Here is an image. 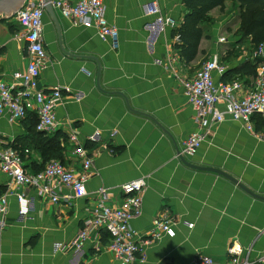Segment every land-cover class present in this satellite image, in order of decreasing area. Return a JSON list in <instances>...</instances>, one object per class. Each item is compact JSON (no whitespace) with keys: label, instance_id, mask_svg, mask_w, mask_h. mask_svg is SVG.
<instances>
[{"label":"crops","instance_id":"0c3cea01","mask_svg":"<svg viewBox=\"0 0 264 264\" xmlns=\"http://www.w3.org/2000/svg\"><path fill=\"white\" fill-rule=\"evenodd\" d=\"M152 1L163 17L174 20L173 27L156 33L147 30V23L154 20L146 15ZM184 1L105 0L106 18L119 32L117 47L112 40H103L96 29L75 25L54 10L62 47L59 28L45 11L48 65L41 73L40 88L47 93L60 89L63 99L56 109L55 130L42 134L66 137L60 140L65 149L62 164L71 170L81 171L82 161L69 136L77 135L79 144L89 149L93 162L88 196L78 198L61 187L60 196L70 200L54 203L39 196L36 188H25L31 201L26 216L20 215L17 198L10 197L7 226L1 232L0 264H118L106 249L109 236L105 242L102 234L92 235L78 254L70 244L97 202L99 190L108 191L109 203L119 206L121 186L143 178L147 187L142 193V214L132 221L133 230L145 234L156 217L168 214L175 222L176 236L147 247L146 261L138 264H193L200 254L222 264L229 260L233 246L251 260L264 254V201L229 179L264 197V140L227 119L208 131L195 156L182 160L180 155L184 141L197 129L183 82L194 78L203 63L215 57L226 72L256 64L254 51L245 55L234 51L245 43L254 45L238 34L239 3L227 0L223 10L210 12V22L201 24L198 55L187 63L175 47L180 42L173 37L186 15ZM232 19L239 36L221 42L222 31L229 30ZM23 33L15 15L0 20V79L8 83L30 61ZM255 76L243 79L249 82ZM227 78L215 75L216 82L235 77ZM37 121L35 113L16 122L8 112L0 113V147L29 150L25 155L29 174L44 164L37 150ZM256 127L262 129L264 121L257 118ZM9 189L10 181L0 169V194Z\"/></svg>","mask_w":264,"mask_h":264},{"label":"built area","instance_id":"2783aa9c","mask_svg":"<svg viewBox=\"0 0 264 264\" xmlns=\"http://www.w3.org/2000/svg\"><path fill=\"white\" fill-rule=\"evenodd\" d=\"M49 1L63 18L87 29H96L103 40H112L117 47L119 32L106 18L105 0H80L75 4L67 0ZM45 11L43 0H27L15 14L24 31L30 61L25 70L12 75L11 83L0 79V113L8 112L13 122L22 121L35 113L38 119L36 130L50 133L56 128V109L63 94L60 89L47 93L40 88L41 73L48 65L43 38ZM146 15L154 17L146 25L150 33L163 32L165 27L175 25L174 20L161 15L156 1L146 6ZM253 59L258 65L257 74L249 82L242 78L216 82L215 75L222 77L226 72V67L216 57L204 62L194 78L183 82L185 96L195 111L197 129L184 141L180 153L182 157L188 159L195 156L208 131L227 119L240 123L249 134L264 140V127L260 130L256 127L257 118L264 121V42L255 47ZM222 105L224 109L220 108ZM68 140L76 144L74 153L82 161L81 171L51 161L40 173L29 174L25 170V155L30 153L29 150L22 153L12 147H0V169L11 185V189L0 194V242L1 232L7 226L10 197L17 198L20 215L26 216L31 210L25 188H36L39 196L54 203L70 200L69 196H60L61 187L70 189L75 197L88 196L87 184L91 178L93 159L89 149L79 144L77 135L69 136ZM146 187L144 178L122 185V203L119 206L109 203L108 191L99 190L97 202L70 244L75 253L84 250L92 235L106 233L109 236L106 249L115 255L118 264H138L146 261L147 247L164 238H174L175 222L168 214L156 217L145 234L133 230L132 221L142 214V193ZM193 264L217 263L212 257L200 254ZM222 264H264V254L251 260L241 248L233 246L229 249V260Z\"/></svg>","mask_w":264,"mask_h":264},{"label":"trees","instance_id":"16d2710c","mask_svg":"<svg viewBox=\"0 0 264 264\" xmlns=\"http://www.w3.org/2000/svg\"><path fill=\"white\" fill-rule=\"evenodd\" d=\"M227 0H185L187 7L185 18L179 28L174 30L173 37L179 38V44L175 45L181 50L182 58L190 63L198 55L201 40L203 38L202 23L210 22V12L215 8L224 9ZM240 5V27L238 34L246 38H250L252 44L256 47L264 42V0H235ZM256 64H244L239 69L225 72V79L229 78H244L246 75L257 74ZM234 78V79H235ZM226 81V80H223ZM38 123V121H37ZM37 127V124H36ZM35 127V129H36ZM37 137L40 140L37 145V150L41 154L44 164L42 168L35 172L40 173L45 165L51 161H64V148L61 146L62 138L66 137L60 133L54 134L53 137H45L41 132H37ZM18 151V150H17ZM25 151V150H24ZM22 151V153H24ZM21 152V151H19ZM24 157V154H23ZM105 242L108 240V234L102 233Z\"/></svg>","mask_w":264,"mask_h":264},{"label":"water","instance_id":"95a60500","mask_svg":"<svg viewBox=\"0 0 264 264\" xmlns=\"http://www.w3.org/2000/svg\"><path fill=\"white\" fill-rule=\"evenodd\" d=\"M26 0H0V20H5V19H10L11 17H13L19 10L20 6L22 3H24ZM43 4L46 7V10L52 15V17L54 18L60 34H61V42H62V47H63V39H62V33H61V29L59 26V23L57 21L56 18V14L54 9L52 8L51 2L49 0H43ZM100 76V74H99ZM182 160H185L184 157L181 156ZM189 167L192 168H199V167H194L193 165H190L188 163H186ZM201 170H209V171H213L219 174H223L220 171L217 170H213V169H202L199 168ZM229 178V177H227ZM231 181H233L234 183H236L237 185H239V187H241L244 191H246L248 194H250L251 196H253L254 198L260 199L264 201V197H260L257 196L256 194L252 193L251 191H249L248 189H246L243 185H241L238 181H236L233 178H229Z\"/></svg>","mask_w":264,"mask_h":264},{"label":"rangeland","instance_id":"374dc122","mask_svg":"<svg viewBox=\"0 0 264 264\" xmlns=\"http://www.w3.org/2000/svg\"><path fill=\"white\" fill-rule=\"evenodd\" d=\"M233 12V11H232ZM234 23L233 19L231 22V26H229V30L227 31L226 29H224L222 31V35H221V42H226V40L230 37L232 40H236V38L239 36L236 32H235V28H232V24ZM222 39H225L224 41H222ZM236 42V41H235ZM237 44V43H236ZM254 46H252L249 43H245L243 44V47L240 50H237V48H234V51L245 55L246 53L248 54H252L254 51Z\"/></svg>","mask_w":264,"mask_h":264}]
</instances>
